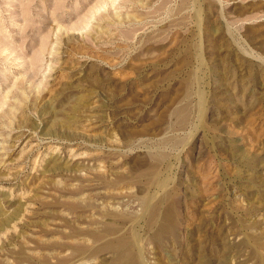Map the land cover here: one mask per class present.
Instances as JSON below:
<instances>
[{"label": "rangeland", "instance_id": "obj_1", "mask_svg": "<svg viewBox=\"0 0 264 264\" xmlns=\"http://www.w3.org/2000/svg\"><path fill=\"white\" fill-rule=\"evenodd\" d=\"M117 237L264 264V0H0V264Z\"/></svg>", "mask_w": 264, "mask_h": 264}, {"label": "bare ground", "instance_id": "obj_2", "mask_svg": "<svg viewBox=\"0 0 264 264\" xmlns=\"http://www.w3.org/2000/svg\"><path fill=\"white\" fill-rule=\"evenodd\" d=\"M10 199V198H9ZM104 212H105V210H103ZM155 211L156 210H152V212L149 214L151 217L155 214ZM107 213V212H106ZM113 213V212H112ZM124 213V212H123ZM105 214V213H104ZM108 215V214H107ZM109 215H111V214H109ZM122 215V214H121ZM113 216H115V214L113 215ZM116 216H118L117 214H116ZM126 218V217H125ZM123 219V218H122ZM128 219H129V217H128ZM119 220V219H118ZM110 225V224H109ZM106 227H107V225H106ZM110 227H111V225L109 226V230H110ZM163 227H164V223L160 226V228L158 229V235H160V233L162 232V230H163ZM113 228H114V226H113ZM107 229V228H106ZM114 229H116V228H114ZM111 232V231H110ZM93 233V232H92ZM91 233V234H92ZM95 233V235H94V237H100L101 235V233H96V232H94ZM119 236V235H118ZM125 238V237H124ZM124 238H122V237H117V239H114L113 238V240L111 239V241H109L108 243H107V246L109 247V248H112V249H114V250H117L118 252V258H119V260L121 259V264H132V259L135 257H133L132 256V254H131V252L129 251L130 249H129V243L124 239ZM127 239V238H126ZM129 241V240H128ZM106 246V247H107ZM131 247V246H130ZM116 255V256H117Z\"/></svg>", "mask_w": 264, "mask_h": 264}]
</instances>
